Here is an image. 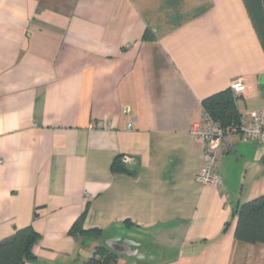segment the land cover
<instances>
[{
  "label": "crops",
  "instance_id": "0c3cea01",
  "mask_svg": "<svg viewBox=\"0 0 264 264\" xmlns=\"http://www.w3.org/2000/svg\"><path fill=\"white\" fill-rule=\"evenodd\" d=\"M234 79L247 122L264 49L244 0H0V241L39 233L25 264H87L107 242L144 256L113 264H264V243L234 237L264 195V144L229 132L221 185L196 179L191 126ZM85 208L102 232L87 247L69 233Z\"/></svg>",
  "mask_w": 264,
  "mask_h": 264
},
{
  "label": "trees",
  "instance_id": "16d2710c",
  "mask_svg": "<svg viewBox=\"0 0 264 264\" xmlns=\"http://www.w3.org/2000/svg\"><path fill=\"white\" fill-rule=\"evenodd\" d=\"M244 1L264 49V0ZM144 38L151 39L152 35L145 33ZM236 99V94L229 88L205 98L202 104L205 112L215 122L223 127H235L237 129L240 125V115L237 111ZM111 170L113 172H128L130 168L122 164L119 157L117 161L112 163ZM86 211L85 208L69 233L88 240L99 239L102 235L100 229L83 228ZM39 237V233L31 227H25L1 240L0 264H25L27 261L35 260L32 248ZM234 237L243 242L264 243V195L243 204L239 208ZM118 257L119 254L105 244H98L94 247L86 263L113 264Z\"/></svg>",
  "mask_w": 264,
  "mask_h": 264
},
{
  "label": "built area",
  "instance_id": "2783aa9c",
  "mask_svg": "<svg viewBox=\"0 0 264 264\" xmlns=\"http://www.w3.org/2000/svg\"><path fill=\"white\" fill-rule=\"evenodd\" d=\"M230 88L234 93H240L244 90V83L241 79H234L230 83ZM190 132L205 142L204 161L196 179L202 183L218 187L221 185V179L215 173L214 167L223 140L229 132H238L248 139L264 144V108L252 112L247 122L240 121L237 129L235 127H223L206 112H203L201 122L193 123ZM121 162L129 164L131 159L123 155Z\"/></svg>",
  "mask_w": 264,
  "mask_h": 264
},
{
  "label": "water",
  "instance_id": "95a60500",
  "mask_svg": "<svg viewBox=\"0 0 264 264\" xmlns=\"http://www.w3.org/2000/svg\"><path fill=\"white\" fill-rule=\"evenodd\" d=\"M106 244L109 246V248H111L113 251L117 253L136 254L135 256L137 258L144 257L143 254H140V253L137 254L136 251L130 252L129 247L124 244H116L115 242H107Z\"/></svg>",
  "mask_w": 264,
  "mask_h": 264
},
{
  "label": "rangeland",
  "instance_id": "374dc122",
  "mask_svg": "<svg viewBox=\"0 0 264 264\" xmlns=\"http://www.w3.org/2000/svg\"><path fill=\"white\" fill-rule=\"evenodd\" d=\"M79 240H81L82 246L87 247L88 246V239H84V238H79Z\"/></svg>",
  "mask_w": 264,
  "mask_h": 264
}]
</instances>
